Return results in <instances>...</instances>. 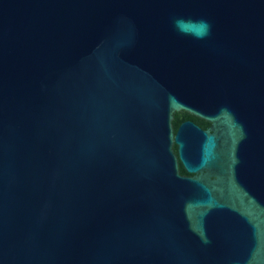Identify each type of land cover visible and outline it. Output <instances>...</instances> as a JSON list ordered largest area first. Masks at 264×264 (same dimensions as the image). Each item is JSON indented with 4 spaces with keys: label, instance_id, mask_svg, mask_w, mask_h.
<instances>
[{
    "label": "water",
    "instance_id": "obj_1",
    "mask_svg": "<svg viewBox=\"0 0 264 264\" xmlns=\"http://www.w3.org/2000/svg\"><path fill=\"white\" fill-rule=\"evenodd\" d=\"M0 264H264V0H0Z\"/></svg>",
    "mask_w": 264,
    "mask_h": 264
},
{
    "label": "clouds",
    "instance_id": "obj_2",
    "mask_svg": "<svg viewBox=\"0 0 264 264\" xmlns=\"http://www.w3.org/2000/svg\"><path fill=\"white\" fill-rule=\"evenodd\" d=\"M184 23H186V21L182 20L181 18H177L173 21V24L178 31L182 32L183 34H192L197 39H204L211 33V25L206 20H201L198 22V30L195 33L185 32L183 28Z\"/></svg>",
    "mask_w": 264,
    "mask_h": 264
},
{
    "label": "trees",
    "instance_id": "obj_3",
    "mask_svg": "<svg viewBox=\"0 0 264 264\" xmlns=\"http://www.w3.org/2000/svg\"><path fill=\"white\" fill-rule=\"evenodd\" d=\"M174 117H173V120H172V125L174 127V130H176L177 126L179 125V123L183 120H187V119H190L192 121H194L196 124H198L200 127L202 128H207L209 123L204 121V120H201L197 117H194L190 114H188L187 112L183 111V110H180V111H176L174 112ZM174 150H175V146H174ZM180 172L182 174H188L182 167V165L180 164Z\"/></svg>",
    "mask_w": 264,
    "mask_h": 264
}]
</instances>
